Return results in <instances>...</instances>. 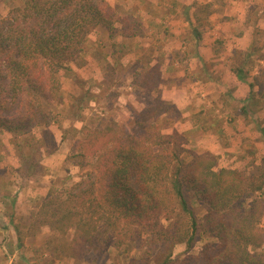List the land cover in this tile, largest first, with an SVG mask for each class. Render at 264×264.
Wrapping results in <instances>:
<instances>
[{"label":"trees","instance_id":"16d2710c","mask_svg":"<svg viewBox=\"0 0 264 264\" xmlns=\"http://www.w3.org/2000/svg\"><path fill=\"white\" fill-rule=\"evenodd\" d=\"M112 14L105 0H25L0 16V138L9 137L14 146L21 176L23 146L14 140L27 136L21 143L32 146L35 130L50 134L58 115L45 110L62 107V73L73 74L98 28L113 38ZM190 27L193 40L201 42L198 27ZM259 51L254 43L252 53L233 54L231 71L249 90L241 108L246 116L264 106V66L250 80L245 71ZM111 58L114 69L118 62ZM134 77L133 86L157 96L118 126L80 129L78 151L67 157L79 170L77 178L67 175L70 184L48 191L32 214L28 236L47 227L56 234L47 241L51 252L71 260L104 259L114 250L142 252L130 264H264V155L240 167H218L209 152L185 158L183 136L162 133L171 120L156 125L171 109L158 94V70ZM104 78V84L114 79ZM76 80L83 90L74 99L81 113L84 103L96 100L97 87ZM260 133L264 142V127ZM37 164L32 161L28 169ZM198 205L204 210L201 225L193 209ZM199 227L213 241L195 245ZM177 245L185 246L180 256L173 255Z\"/></svg>","mask_w":264,"mask_h":264},{"label":"rangeland","instance_id":"374dc122","mask_svg":"<svg viewBox=\"0 0 264 264\" xmlns=\"http://www.w3.org/2000/svg\"><path fill=\"white\" fill-rule=\"evenodd\" d=\"M24 1L0 0V16H5L9 10L21 6ZM107 1L113 18L116 20L114 36L109 38L105 29L98 28L97 33L95 31L92 34L95 43H85L81 58L76 65L72 66L73 74L62 73V107L51 110L48 107L45 110L46 113L52 112L54 115H58L54 126L49 128L50 134L42 136L43 130H35L33 135L35 143L32 146L21 143L23 138L30 140L27 136L18 141L14 140L15 144L23 146L22 152L26 164L24 162L21 164L25 168L22 176L16 170L19 165L14 159L18 154L14 146L9 144V137L0 138V264H130L134 255H142V252L135 254L134 251L130 254L118 255L114 250H110L104 259L98 260L93 259V257L89 261L58 258L51 252V246L47 245V241L54 239L56 234L47 227H43L34 235L28 236V226L32 214L48 191L59 190L67 184L66 182L70 184L71 181H66L67 175L71 176L73 181L77 178L79 170L74 166V162L67 160V157L76 154L78 151L77 142L83 139L80 129L93 130L98 127L114 126V123L118 126L119 122L131 120L132 112L138 113L143 106L149 105L148 98L154 99L157 96L156 93L147 94L133 86L137 80L134 77L135 73H142L155 68L158 70L160 80L164 83V80L161 79V69L168 63L171 71H174L170 77L185 78L183 81L181 80V85L174 87L171 85L168 88V90L174 88L169 100L179 102V105L170 103L168 99L164 100L162 88L159 87L158 94L171 109L156 124L162 128L163 119L171 120L170 124L162 129V133L169 137L173 131H176L183 136L186 141L184 146L185 158H189L192 153L209 152L215 155L218 167H240L245 162L244 160L259 163L264 155V142L260 133V128L264 127V106L263 108H261L262 106L254 108L259 111L256 116L251 115L249 116L252 117L251 119L246 118L245 123L250 121L248 126L251 128L247 127L249 130H242V133H234L233 130H224V132L219 130L221 132L217 131L216 135L215 129L213 130L210 126L213 124L210 107L205 104V98L199 97L198 89L195 87L197 85L195 84L196 80L200 79L201 76L192 75L198 73L199 68L197 67H200L194 64L192 57L189 56L197 50L195 46L192 47V41L189 38L177 40L170 35V24H158L157 20L159 19H156L159 17L158 14L157 16L150 15L152 23L143 21L140 10L148 7L146 9L148 11L155 0ZM172 1L177 0H166V3L169 4ZM211 1L220 7L224 5V0ZM162 11L167 12L166 10ZM198 29L201 30L202 26H199ZM164 30L167 33L164 34ZM99 31H104L106 35H102ZM134 35H136L134 42L128 41L126 44L122 42L124 38L134 37ZM257 35L258 38L264 39V32ZM147 36H149L148 39ZM206 40L208 39L201 42L204 47H209L212 41ZM260 42L262 41L256 42L255 45L259 47ZM196 46L198 47V44ZM173 47L177 50L172 51ZM160 50H163L166 55L158 54ZM167 50H171V52H167ZM112 55L114 61L118 62L114 67L115 71ZM204 57H206L205 54ZM263 60L264 54L260 51L255 53L251 58V62L254 63L253 67L257 66L256 68L260 69L263 65L259 62ZM89 62L98 65H96L95 71L84 68ZM247 68L251 69L250 67ZM108 74H113L114 79L112 82L104 84V77ZM76 78L85 81V85L97 87V91L93 93L96 100L84 103L85 108L81 113L78 110L79 104L74 101L83 92L77 85ZM178 79L176 78V81L179 83ZM100 83L102 84L99 85ZM173 96L174 98H172ZM186 98L188 103L185 105L182 102ZM197 107L205 110L203 116L200 114L196 117L191 115L192 110L194 112ZM78 113L81 114V118L76 121L74 116ZM255 117L258 118L255 119ZM195 123L201 125L199 126L201 130L196 128L198 130L196 131L193 128ZM227 123L231 126L233 121H227ZM52 150H54L53 153L50 152ZM32 161L33 163L36 161L38 164L36 168L29 170L28 167ZM193 209L198 225H201L204 210L199 205L193 206ZM263 225L264 220H262ZM16 227L19 230L18 233L15 232ZM200 230L199 227L195 245L200 246L203 243L213 241L211 237L204 235ZM18 236L21 238V243ZM184 252V245H177L173 249L174 256H180Z\"/></svg>","mask_w":264,"mask_h":264},{"label":"crops","instance_id":"0c3cea01","mask_svg":"<svg viewBox=\"0 0 264 264\" xmlns=\"http://www.w3.org/2000/svg\"><path fill=\"white\" fill-rule=\"evenodd\" d=\"M223 4L220 7L211 0H177L169 4L166 3V0H158L157 2L155 0V3L150 5L148 11H146L148 7L140 10L143 21L152 23L150 15L154 14L157 16L158 14L159 17L156 18L159 19L157 20L158 24H170V35L177 40L189 38L192 41V47H196L197 50L189 54V56L192 57L191 59L194 64L200 67H197L199 68L197 70L198 73H193L192 75L198 74L197 76H201L200 79L196 80L195 84L197 85L195 87L198 89L197 93H199V97L205 98V104L210 107L213 121V124L210 126L213 130L215 129L214 133L216 135L217 131L220 133L221 131L224 132V130H233L234 133H242V130H249L247 127L251 128L248 126L250 121L248 120V123L245 122L246 118L251 119L252 117L246 116L241 112V108L243 107L242 102H246L245 98L249 91L246 81L240 82L231 71L234 52L252 53L253 44L262 41L259 48L261 49L260 52L264 54V39L258 38L257 35L260 32H264V0H224ZM144 6H146V3H144ZM161 10H166L167 12H161ZM203 10L206 11L205 14ZM190 23H193L197 27L202 26V29L199 30L201 41L204 39L212 41L209 47H204L202 42L199 44L195 40H192L194 35ZM99 32L102 35H106L104 31ZM163 32L165 34L166 31L164 30ZM146 38L148 39L149 36ZM134 39L135 36H129L128 38H124L122 42L124 44L128 41L134 42ZM88 42L95 43L94 35L88 37L86 43L88 44ZM197 44L198 47L196 46ZM218 45L223 46L219 47ZM93 47L96 46L93 45ZM133 47L135 48V45ZM171 50L177 49L173 47ZM171 50H167V52H171ZM158 54H162L161 56L166 55L163 50H160ZM204 54L206 57H204ZM259 63L264 66V60ZM96 65L89 62L84 68L95 71ZM256 67L245 69L248 72L249 80L257 75L259 68ZM161 70V79L164 80V83L160 85V89L162 88L163 91V99L169 100L171 99L172 91H174L173 87L181 85L185 78L178 76L170 77L174 74V71H171L168 63ZM176 78H179V83L176 81ZM249 80L247 81L249 82ZM171 85L173 87L168 90ZM187 100V98L186 100L183 99L182 103L186 105L188 103ZM169 102L179 105V102L173 100H169ZM203 110V108L197 107L194 112L192 110L191 115L194 117L198 114L203 116L205 112ZM227 121H233V124L229 126ZM194 126L193 128L196 131H198L196 128L201 130L199 127L201 125L195 123ZM262 227L264 229V225Z\"/></svg>","mask_w":264,"mask_h":264}]
</instances>
